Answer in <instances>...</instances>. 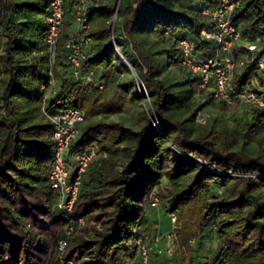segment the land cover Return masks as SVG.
<instances>
[{"label":"trees","instance_id":"obj_1","mask_svg":"<svg viewBox=\"0 0 264 264\" xmlns=\"http://www.w3.org/2000/svg\"><path fill=\"white\" fill-rule=\"evenodd\" d=\"M233 1V23L247 40H260L264 0ZM213 2L125 0L111 39L114 4L94 0L83 69H92L94 80L85 83L72 76L62 55L74 0H64L63 32L53 65L45 45L48 0H0V264H125L126 258L141 264L134 239L146 234L152 242L156 235L146 222L144 205L154 190L167 213L177 216L172 229L180 250L177 264H194L190 239L203 235L210 224L220 247L214 260L201 264H264V155L218 146L210 131L190 136L177 112L189 111L191 119L202 106L192 107L190 101L195 79L185 78L171 90L159 78L163 62L177 65V39H192L202 57L215 55L216 46L200 37L205 26L201 7ZM159 38L170 47L152 51L149 45ZM122 40L131 46V59L122 54L144 82L161 130L153 127L146 110L137 126L107 120L120 101L106 103L102 89L114 73L130 68L115 51L114 43L120 46ZM241 50L235 47L234 53ZM50 69L57 81L50 100L83 113L69 153L87 146L96 152L70 211L57 207L58 194L48 182L52 126L41 103ZM257 73L247 63L231 79L232 90L253 89L264 97V90L252 88L253 80L264 83ZM118 86L134 101L146 102L133 80ZM212 101L217 100L207 94L206 103ZM250 107L248 133L264 127V106ZM213 184L221 190L215 192ZM68 224L73 229L61 254L58 239Z\"/></svg>","mask_w":264,"mask_h":264},{"label":"built area","instance_id":"obj_2","mask_svg":"<svg viewBox=\"0 0 264 264\" xmlns=\"http://www.w3.org/2000/svg\"><path fill=\"white\" fill-rule=\"evenodd\" d=\"M94 0H74L71 13L70 28L67 31V39L63 43V62L67 65L74 78L85 83L94 80L92 69H84V61L87 58L86 48L91 42L88 21L89 8ZM64 0H48L47 14L45 17V45L49 55L50 64L53 65L56 48L62 35L64 24ZM236 3L233 0H214L212 4L201 7L200 14L205 26L200 30V37L216 46L214 56L202 57L195 51V43L188 37L177 39V65L189 71L195 79L196 85L201 90H206L217 101L230 103L240 97L248 106H264L263 95L253 89L235 93L230 85L234 74L239 72L247 63H253L257 70L262 73L264 80V36L260 40H247L242 32L232 21V13ZM121 10L119 3L114 8L111 21L112 29L115 20L119 18ZM115 44V43H114ZM115 47L119 50L118 46ZM242 47L235 54L234 48ZM120 51V50H119ZM121 53V52H120ZM122 55V54H120ZM123 56V55H122ZM124 62L132 69L136 88L146 97L148 107L145 108L148 117L156 130H161V124L150 104V98L146 93V87L139 75L123 56ZM101 88V86H99ZM43 98L41 112L52 126L53 153L48 168V182L50 187L57 192L56 205L58 208L70 211L77 197L81 176L86 171L89 163L95 159L96 152L93 147L87 146L73 153H69L72 141L77 137L79 124L83 121V113L75 108H67L54 97L57 90V81L48 72V79L42 85ZM197 117L204 120L205 114L198 111ZM72 169V170H71ZM158 192L154 190L149 201L150 206L158 203ZM171 224L170 231L176 226L177 216L175 211L168 213ZM73 226L68 224L65 235L58 239V249L64 251L68 244V235ZM135 244L141 264H175L173 258V239L171 232L154 235L152 242L146 234L137 236ZM152 244L158 251H163L165 260L153 262L150 259ZM71 262V261H69Z\"/></svg>","mask_w":264,"mask_h":264},{"label":"rangeland","instance_id":"obj_3","mask_svg":"<svg viewBox=\"0 0 264 264\" xmlns=\"http://www.w3.org/2000/svg\"><path fill=\"white\" fill-rule=\"evenodd\" d=\"M101 2L114 4V8L117 4V0H101ZM123 2H125V0H119L118 3L120 5V8ZM119 20V18L115 20V25L119 24ZM111 21L112 17L110 20V24ZM149 40L153 41V37H150ZM156 41L157 43H152L149 45L152 51H158L165 47L169 48L171 45L164 38H159ZM115 45L116 43L114 44V46ZM262 45V47H264V44ZM117 46L121 54L124 53V55L129 59L132 58L133 52L131 51V46L129 43H126L122 40L120 41V46ZM116 53L120 60L124 62L122 56L123 54L120 55L118 52ZM160 60L162 61V57L160 58ZM99 74L100 72L98 71L96 73V78L99 77ZM257 74L262 77V73L260 71H258ZM190 77L192 78L188 70L179 67L173 62L170 64H165V62H163L162 72L159 78L163 79L171 90H175L180 87L179 83L181 81H183L185 78ZM134 79V73L132 69L129 68L128 71L114 73L111 76V82L103 87V101L111 105L120 101L118 109L110 113L107 117V120L120 121L126 125H138V119L140 118L142 113H145V108L148 107L147 102L134 101L129 91L125 92L118 86L121 84L125 85L131 80L134 81ZM257 82L258 81L253 80L252 88H255L258 91L264 90V83ZM190 84L192 85L194 91L190 98L192 107H199V105L202 106H200V109L196 111L194 117L191 119V113L189 111L178 110L177 112V117L179 119L186 120L185 125L189 128L190 136L195 137L197 135L210 131L217 136L216 145L218 146L241 151L248 155H256L259 153L264 155V127L254 128L250 133H248L247 126H245V123L250 121L251 118L250 106L243 103L240 97L233 99V101H231L230 103H227V105L230 106L222 105L218 101L206 103L208 94L207 91L199 89L197 85H194V83ZM198 111L205 114L204 120L197 117ZM202 162L205 163L204 161ZM162 182H166V179L164 177H162ZM212 186L215 192H219L222 188L221 186H215L214 184ZM159 199L156 207H150L149 203L147 202L144 204L146 208V214L148 215V218L150 220L149 224L152 229L153 224H157L160 229L158 231V228L155 227V231L153 230V234H164L166 232H171L173 239L175 230L170 231L169 228H165L164 223H168L170 227V222L168 213L162 207ZM153 217L155 218V220L153 219ZM146 222H148V220ZM190 245L193 248L192 257L194 260V264H201V261L204 259L214 260L220 247V241L215 234L213 224L205 225L204 234L196 239L191 238ZM63 252L60 251L61 254ZM173 258L175 260V264H177L180 259V250L174 240ZM132 262L133 260H131L130 262L129 258H126L124 261L125 264H132Z\"/></svg>","mask_w":264,"mask_h":264},{"label":"crops","instance_id":"obj_4","mask_svg":"<svg viewBox=\"0 0 264 264\" xmlns=\"http://www.w3.org/2000/svg\"><path fill=\"white\" fill-rule=\"evenodd\" d=\"M146 217H147V220H148V223L150 222V220H149V218H148V215H146ZM153 219L155 220V218L153 217ZM152 219V220H153ZM156 225V226H155ZM164 226H165V228H169V224L168 223H164ZM155 227H157L158 228V231L160 230L159 229V227H158V225L157 224H153V230L155 231ZM152 250H153V252H154V254L152 255L151 254V261H153V262H158V261H163V260H165V254H164V252L162 251H158V248H157V246L155 245V244H152ZM156 252H159V253H156ZM157 254V255H156Z\"/></svg>","mask_w":264,"mask_h":264},{"label":"water","instance_id":"obj_5","mask_svg":"<svg viewBox=\"0 0 264 264\" xmlns=\"http://www.w3.org/2000/svg\"><path fill=\"white\" fill-rule=\"evenodd\" d=\"M119 2V0H117V3ZM115 50H116V52H118L119 54H121L120 53V51L115 47Z\"/></svg>","mask_w":264,"mask_h":264}]
</instances>
